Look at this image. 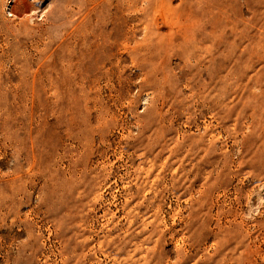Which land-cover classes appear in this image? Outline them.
I'll use <instances>...</instances> for the list:
<instances>
[{"label": "rangeland", "instance_id": "obj_1", "mask_svg": "<svg viewBox=\"0 0 264 264\" xmlns=\"http://www.w3.org/2000/svg\"><path fill=\"white\" fill-rule=\"evenodd\" d=\"M226 2L207 35L182 0H0V264H264V0Z\"/></svg>", "mask_w": 264, "mask_h": 264}, {"label": "bare ground", "instance_id": "obj_2", "mask_svg": "<svg viewBox=\"0 0 264 264\" xmlns=\"http://www.w3.org/2000/svg\"><path fill=\"white\" fill-rule=\"evenodd\" d=\"M125 1H128V0H125ZM130 1V0H129ZM203 1H208V0H203ZM154 2V0H153ZM189 2V3H188ZM182 3L183 4H187L185 7H184V17H185V22H189L190 21V17H193L197 22H204L206 24L205 28L202 29V32L203 33H207V35H210V34H213L215 31H218L219 32H223L226 30V28L228 26H231L230 23H231V17L228 16V18L224 19V17H226L224 15V13H227L229 12L228 9L231 7L228 5V3L226 2V0H215L214 3H211V4H207L208 7H205L204 9H202L199 13L195 12L192 8V4H191V0H182ZM124 5V4H123ZM130 6H126L124 7V9L122 8L121 11H127L129 10ZM181 14V13H180ZM179 14V15H180ZM229 14V13H228ZM181 16V15H180ZM224 16V17H223ZM219 18V19H216L214 22L211 23L208 22V19L209 18ZM121 16L118 15V13L116 14H113L111 16V23L113 24V26H117L116 24L121 20ZM208 26L210 27V29H208ZM208 31V32H206ZM129 32V31H128ZM184 34H188V31H185L183 30ZM126 33V32H125ZM203 33H201V35H195L193 38L196 39V37L198 39H202L205 38V34L203 35ZM210 33V34H209ZM112 34V33H111ZM183 34V33H182ZM196 34V33H195ZM198 34V33H197ZM200 34V33H199ZM130 35V34H129ZM194 35V34H192ZM125 39H128L130 37H128L127 34H125L124 36ZM197 39V40H198ZM206 39V38H205ZM204 41V40H203ZM212 41V40H211ZM127 43V42H126ZM125 44V43H124ZM217 45V44H216ZM127 46V45H126ZM125 46V47H126ZM220 229V228H219ZM217 234H220V235H224V239L225 241H223L224 243H228L230 242V239L227 241V237L226 235L224 234V229H220V231H218ZM223 243V245H224ZM231 244V243H230ZM222 245V244H221ZM222 245V247H224ZM222 260V259H221Z\"/></svg>", "mask_w": 264, "mask_h": 264}]
</instances>
